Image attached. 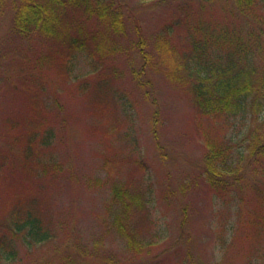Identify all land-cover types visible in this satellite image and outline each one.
Here are the masks:
<instances>
[{"label":"rangeland","instance_id":"374dc122","mask_svg":"<svg viewBox=\"0 0 264 264\" xmlns=\"http://www.w3.org/2000/svg\"><path fill=\"white\" fill-rule=\"evenodd\" d=\"M107 1L119 9L122 32L99 26L101 47H113L104 69L80 50L64 69L47 59L55 41L11 32L14 0H0V234L19 206L36 209L55 233L34 245L12 239L14 255L3 264H215L228 253L233 264H264V222H251L262 206L241 207L235 190L213 199L200 174L205 146L191 91L168 74L183 47L181 29L170 24L185 0ZM138 26L157 107L130 68ZM260 99L224 127L234 155L262 129ZM156 108L163 152L152 132ZM128 185L144 201L128 219L136 252L118 229L124 212L113 200V188Z\"/></svg>","mask_w":264,"mask_h":264},{"label":"trees","instance_id":"16d2710c","mask_svg":"<svg viewBox=\"0 0 264 264\" xmlns=\"http://www.w3.org/2000/svg\"><path fill=\"white\" fill-rule=\"evenodd\" d=\"M262 1L185 0L177 4L170 26L181 29L183 47L181 55L174 59L175 69L168 73L171 78L187 84L191 91L205 146L200 174L213 199L225 197L235 190L240 193L241 207L247 200L261 205V213L257 209L251 213L254 217L251 222L255 225L259 220L264 222V123L255 137L253 133L250 136L247 149L237 155H234L232 141L227 140L224 127L248 113L250 107L260 104V98L264 99ZM111 3L107 0H14L11 32L29 41L38 36L55 41L57 52L52 48L47 59L59 61L63 68L80 50L92 60L93 67L102 64L104 69V62L113 52V47H101L99 34L102 30L99 26L104 24L109 30L122 32L119 25L122 16ZM136 32V47L131 49L135 51L132 55L137 61L131 62L130 68L137 85L145 90L147 98L157 107L156 86L149 74L151 59L139 26ZM165 33L168 36L171 30L166 29ZM165 54L164 51L166 58ZM106 69L112 67L107 66ZM159 115L156 108L152 115V132L163 152ZM216 126L223 128L220 138L211 133L210 127ZM129 188V185L115 186L113 200L121 205L124 212L116 220L118 229L128 240L129 248L136 252L141 246L128 227V219L134 209H143L144 201L139 191L134 193ZM182 214L180 231L183 235L187 233L188 215L184 209ZM3 227L0 264L12 259V239H18L19 235H23L29 245L49 242L55 236L44 218L29 206L13 209L11 223L7 220ZM229 262L230 253L215 264Z\"/></svg>","mask_w":264,"mask_h":264}]
</instances>
